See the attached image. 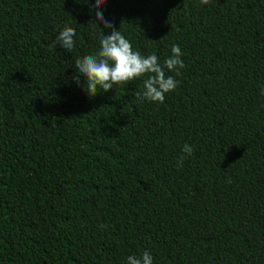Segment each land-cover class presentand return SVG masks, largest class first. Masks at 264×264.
Returning a JSON list of instances; mask_svg holds the SVG:
<instances>
[{"label": "trees", "instance_id": "trees-1", "mask_svg": "<svg viewBox=\"0 0 264 264\" xmlns=\"http://www.w3.org/2000/svg\"><path fill=\"white\" fill-rule=\"evenodd\" d=\"M100 11L161 64L179 45L178 87L91 97L73 77L111 32L95 0H0V264H264V0ZM65 26L70 53L50 47Z\"/></svg>", "mask_w": 264, "mask_h": 264}, {"label": "clouds", "instance_id": "clouds-1", "mask_svg": "<svg viewBox=\"0 0 264 264\" xmlns=\"http://www.w3.org/2000/svg\"><path fill=\"white\" fill-rule=\"evenodd\" d=\"M105 3L106 0H95V22L102 23L104 28L111 32L100 38V49L96 54L76 59V76L73 79L79 84L80 77H83L86 81L84 91L94 97L98 88L108 92L112 90L114 84L123 85L144 78L143 92H135L136 99L162 104L166 94L174 92L178 87V81L172 75H167L165 70L179 76L185 67L180 46L173 44L171 55L166 57L162 64L155 53L143 56L140 51H134L131 42L120 31L115 30L111 22L104 19L100 9ZM200 3L208 5L210 0H200ZM75 36V29L65 26L50 47L55 49L59 45L70 53L75 46ZM261 95H264V89L261 90ZM193 152L192 145L184 144L183 154L177 160V167L182 168L185 159L192 156ZM126 264H153V257L150 251L146 250L140 256L129 255Z\"/></svg>", "mask_w": 264, "mask_h": 264}]
</instances>
